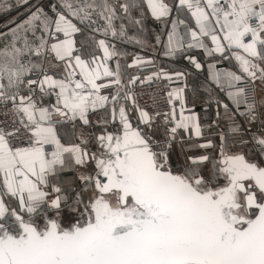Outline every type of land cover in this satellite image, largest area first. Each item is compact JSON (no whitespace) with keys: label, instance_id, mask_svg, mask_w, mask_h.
<instances>
[{"label":"snow or ice","instance_id":"6c2138e0","mask_svg":"<svg viewBox=\"0 0 264 264\" xmlns=\"http://www.w3.org/2000/svg\"><path fill=\"white\" fill-rule=\"evenodd\" d=\"M0 264H264V0H0Z\"/></svg>","mask_w":264,"mask_h":264}]
</instances>
